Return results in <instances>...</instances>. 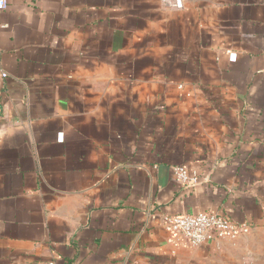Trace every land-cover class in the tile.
<instances>
[{"label":"crops","instance_id":"0c3cea01","mask_svg":"<svg viewBox=\"0 0 264 264\" xmlns=\"http://www.w3.org/2000/svg\"><path fill=\"white\" fill-rule=\"evenodd\" d=\"M6 1L0 264H264V0Z\"/></svg>","mask_w":264,"mask_h":264},{"label":"built area","instance_id":"2783aa9c","mask_svg":"<svg viewBox=\"0 0 264 264\" xmlns=\"http://www.w3.org/2000/svg\"><path fill=\"white\" fill-rule=\"evenodd\" d=\"M6 6L7 1L0 0V12ZM173 7L182 9V0H173ZM1 76L5 77L3 73ZM172 176L183 187L193 186L197 182L196 172L178 166L173 167ZM162 225L172 236L182 238L195 247L232 240L246 235L251 229L249 225L237 224L223 215L209 211L163 215Z\"/></svg>","mask_w":264,"mask_h":264},{"label":"rangeland","instance_id":"374dc122","mask_svg":"<svg viewBox=\"0 0 264 264\" xmlns=\"http://www.w3.org/2000/svg\"><path fill=\"white\" fill-rule=\"evenodd\" d=\"M248 233H249V232H248ZM248 233H247V234H248ZM247 234H246V235H247ZM244 236H245V235H244ZM232 240H233V239H232Z\"/></svg>","mask_w":264,"mask_h":264}]
</instances>
